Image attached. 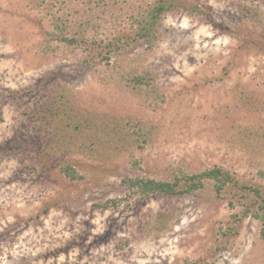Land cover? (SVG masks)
<instances>
[{"label": "rangeland", "instance_id": "obj_1", "mask_svg": "<svg viewBox=\"0 0 264 264\" xmlns=\"http://www.w3.org/2000/svg\"><path fill=\"white\" fill-rule=\"evenodd\" d=\"M263 204L264 0H0V264H264Z\"/></svg>", "mask_w": 264, "mask_h": 264}, {"label": "trees", "instance_id": "obj_2", "mask_svg": "<svg viewBox=\"0 0 264 264\" xmlns=\"http://www.w3.org/2000/svg\"><path fill=\"white\" fill-rule=\"evenodd\" d=\"M164 9L165 7L163 5L157 6L150 14L151 18L154 20V24L156 23V21H158L159 13H161ZM64 171L67 173V175H70L72 177H79V174H77V172L74 173V171L69 167L65 168ZM186 179H188L190 182V186L188 187V190L190 191L201 187L203 185V179H212L216 181V189L218 191H221L224 187H226L233 181V176L227 170H224L221 167H215L206 170L199 175H192L190 177L186 176ZM128 181L130 186H137L138 193L143 196H147L156 191H160L166 194H176L178 192H181V188H179V181L168 182L157 181L155 179H129ZM104 207H107V205H105Z\"/></svg>", "mask_w": 264, "mask_h": 264}]
</instances>
